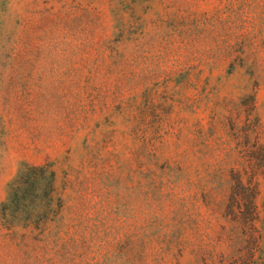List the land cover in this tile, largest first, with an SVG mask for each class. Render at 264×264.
I'll list each match as a JSON object with an SVG mask.
<instances>
[{
    "label": "rangeland",
    "instance_id": "rangeland-1",
    "mask_svg": "<svg viewBox=\"0 0 264 264\" xmlns=\"http://www.w3.org/2000/svg\"><path fill=\"white\" fill-rule=\"evenodd\" d=\"M22 163L53 214L0 218V264H264V169L261 241L225 212L264 164V0H0V202Z\"/></svg>",
    "mask_w": 264,
    "mask_h": 264
},
{
    "label": "trees",
    "instance_id": "trees-1",
    "mask_svg": "<svg viewBox=\"0 0 264 264\" xmlns=\"http://www.w3.org/2000/svg\"><path fill=\"white\" fill-rule=\"evenodd\" d=\"M252 148V146L250 147ZM246 165V164H245ZM233 170V187L231 188L225 205L228 220L239 229L241 243H259L262 236L253 230L258 221L254 204V189L250 181L242 182V172L249 171L253 176L257 171L264 169V164L257 166H245ZM53 171L48 164L22 163L13 178L7 183L5 197L0 202V218L12 227V225H30L32 223L43 224L50 220L53 214L51 201L54 190ZM15 223V224H14ZM249 230L242 232L243 229ZM246 247L236 252L237 257L248 256L252 259L255 250H246ZM253 264L254 262H249ZM243 259L233 260V264H249Z\"/></svg>",
    "mask_w": 264,
    "mask_h": 264
}]
</instances>
